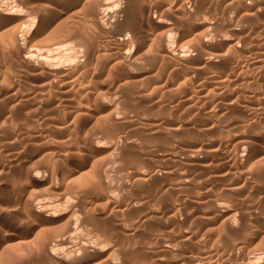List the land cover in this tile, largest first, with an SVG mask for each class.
I'll list each match as a JSON object with an SVG mask.
<instances>
[{"label":"bare ground","instance_id":"obj_1","mask_svg":"<svg viewBox=\"0 0 264 264\" xmlns=\"http://www.w3.org/2000/svg\"><path fill=\"white\" fill-rule=\"evenodd\" d=\"M4 1L0 98L13 103L0 108V188L10 172L22 186L0 192V252L33 243L41 264H264V134H253L264 0H22L27 15ZM32 145L44 150L26 161ZM82 227L96 239L70 246Z\"/></svg>","mask_w":264,"mask_h":264},{"label":"rangeland","instance_id":"obj_2","mask_svg":"<svg viewBox=\"0 0 264 264\" xmlns=\"http://www.w3.org/2000/svg\"><path fill=\"white\" fill-rule=\"evenodd\" d=\"M1 1H4V0H0V3H2ZM6 1H7V2H6ZM6 1H4L3 4H1V6H2L3 8H4V6H6L7 3H8L7 6H9V7H12V6L16 5V4H20V5H21L20 2H21L22 0H19V1H17V0H15V1H14V0H12V1H11V0H6ZM30 1H32V2H30V3H31L30 5H31L33 8L35 7L36 4H38V3L40 2V0H36V1H34V0H30ZM250 1H251V0H246V2H248V3H250ZM10 2H11V4H12V6H11ZM13 2H14V4H13ZM15 2H17V3H15ZM23 2H26V1L24 0ZM23 2H22V3H23ZM34 2H36V4H35ZM37 2H38V3H37ZM4 4H5V5H4ZM9 4H10V5H9ZM30 5H29V4L27 5V3H26L25 6H24V4H23V5H21V7L23 6L22 8L17 6V7H18V10L21 9V10L18 11V13H20L21 11H23L22 9L25 8L24 11L21 12V13H22L23 15H27V14H29L30 11L27 12V9H29V6H30ZM33 5H34V6H33ZM31 6H30V8H32ZM36 6H37V5H36ZM27 7H28V8H27ZM35 8H37V7H35ZM35 8H34V9H35ZM25 11H26V12H25ZM16 12H17V10H16ZM32 14H33V16H32L33 18H34V17H37V15H34V14H36L35 12L32 13ZM32 14H30V17H31ZM257 25H258V22H255V23L253 24V27H254V26L256 27ZM37 41H38V40H37ZM37 41H35V42L37 43ZM35 42H34V43H35ZM38 42H39V41H38ZM40 42H41V41H40ZM40 42L37 43V45L40 44V45L42 46V44H44V42H43V43L41 42L42 44H41ZM40 45H39V46H40ZM41 46H40L39 48L34 47V49H35V48H36V49H40ZM43 46H44V45H43ZM1 48H2V45H1V43H0V49H1ZM0 52H1L0 55H2V53H3L2 49L0 50ZM2 58H3V57L1 56V57H0V59H1V60H0V63H2ZM1 100H2V98H0V103H3V104L5 103V105H3V104L0 105L1 111H2L3 108H4V109L7 108V110H8L9 106H11V103H13L11 100H10L11 102H9V100H7V98L4 99V100L8 101V103H9L10 105H9L6 101L3 100V102H2ZM6 104H7V105H6ZM2 105H3V106H2ZM4 106H5V107H4ZM6 106H7V107H6ZM1 111H0V112H1ZM192 113H193V112H192ZM190 115H192V114L190 113ZM194 115H195L196 117H197V116H198V117H197V119H195L196 117L193 118L194 116H193V117L191 116L192 119L195 120V121H193V123H194V122H195V123H194V124L191 123V125H192L193 127L195 126L196 129H199V128H200V127H199V124L201 125V124L204 122V119L201 120V119H202L201 115H196V114H194ZM236 115H237V114H235V116H236ZM238 115H239V114H238ZM238 115L236 116L237 118H238ZM200 117H201V118H200ZM239 117H240V116H239ZM198 118H200V119H198ZM196 120L199 121V122H198L199 124L196 122ZM200 120H201L202 122H201ZM6 122H7V123H6ZM6 122H5V123L7 124L8 127L5 125V123L1 124V125L4 126V127H3V126L1 127V130H2V131H6L7 129H11V128L13 127V124L11 125V122H10V121H6ZM36 122H37V123L34 124L35 127L33 126V128H32L33 130H34V128H36L37 124H38L39 122H41V120H38V121H36ZM196 123H197L198 125H197ZM8 124H9V125H8ZM10 125H11V128H10ZM39 125H40V124H38V126H39ZM5 126H6V127H5ZM38 126H37V127H38ZM189 126H190V125H189ZM192 126H190L191 128H190L189 131H188V132H189V135H190L188 138L192 140V138L195 137L194 140H195V139H198V140H199V138H201V137L199 136V138H196V136L198 137V135H199L198 133H200V132H199L198 130H196V131H198V132L195 133V129H194L195 127L193 128ZM197 126H198V127H197ZM260 126H261V127H260ZM260 126H257V128H260V129H258L257 131L255 130V131L253 132V134L256 133V132H257V134H261V135L264 134V131H263V130H264V127L262 128V125H260ZM4 128H5V130H3ZM40 128L42 129L41 125L39 126V129L36 128L35 130H36V131L38 130L37 132H39V130H41ZM259 130H260V131H259ZM258 131H259V133H258ZM262 131H263V132H262ZM132 132H133V133H132ZM132 132H130V134L132 133V135H133L134 133H136L134 137H137V138L141 137V138H142L143 133H141L140 131H138L139 134L137 133V130L132 131ZM190 132H191V134H190ZM140 133H141L142 135H140ZM197 134H198V135H197ZM194 135H196V136H194ZM191 136H192V137H191ZM190 137H191V138H190ZM143 138H144V135H143ZM259 138H260V137H259ZM41 141H42V140H41ZM35 145H38V144H35ZM35 145H34V146H35ZM34 146L32 145V146H30V147H25V148H29V150L31 149V151H32V152H31V151H26V154H27L26 157H25L26 161H28V160H32L33 158L37 159L38 155H42L40 151H42V150H44V149H43V148H40V149H39V148H38L39 146H37V147L35 146V147H36L35 149H36L37 151H39L38 154H37V151L34 152L35 150H34V151L32 150V149H34V148H33ZM37 148H38L39 150H38ZM26 150H27V149H26ZM132 151L134 152V150H132ZM33 152H34L35 154H32ZM42 152H43V151H42ZM30 153H31L32 155H31ZM29 154H30L31 156H30ZM28 155H29V156H28ZM136 155H137V154H136ZM136 155H135V156H136ZM35 156H36V157H35ZM136 157H137V159H140V160H139V165H140V164H143V162H141V161H144V164H146V163L151 164V163H152V165H153V164L155 163V160H154V159H153L154 162H150V161H152V159H150V158H149V159H146V160L141 159L142 156H141L140 154H138V156H136ZM138 157H139V158H138ZM45 158H46V157H45ZM45 158H42L43 161H42V160H41V161L39 160V159H41V157L38 159V161H36L35 159H34V160L37 162V165L39 164V162H43V164H44L45 166H47V167H49L50 165L53 164L51 161H48L49 163H48V162H45V161L47 160V159H46V160L44 161ZM132 159H133V157H132ZM134 159H135V158H134ZM134 159H133V160H134ZM32 161H33V160H32ZM137 161H138V160H137ZM137 161H134V162H137ZM148 161H149V162H148ZM261 162H262V161H261ZM46 163H47V164L52 163V164H50V165H46ZM263 163H264V162H263ZM41 164H42V163H40L39 166H41ZM43 164H42V166H41L42 168L40 167L41 169H43V167H44ZM155 164H156V163H155ZM26 165H27V164H24L22 167H19V169H20V170H23V168H24ZM171 165H173V164H171ZM262 165H264V164H261V166H262ZM140 166H142V165H140ZM54 167H56V166H54ZM54 167H51V166H50V169H51V168H54ZM171 167H174V166H171ZM175 167L177 168V166H175ZM175 167H174V168H175ZM262 167H263V166H262ZM21 168H22V169H21ZM93 168H94V167H93ZM176 168H175V169H176ZM17 169H18V167L15 168L14 171L17 172ZM16 172H15V173H16ZM41 172H42V171H41ZM201 173H202V172H201ZM7 174H10V175H8V176H11V175H12L11 172H10V173H7ZM117 174H118V173H117ZM117 174H116V175H117ZM203 174H205V173H203ZM211 174H212V173H211ZM207 175H208V173L205 174V176H207ZM8 176H5V177H7L9 180L12 179V178H13V179L10 180L11 182L8 181L7 178H5V180L3 179V180H4V181H3V183H4L3 186H4V185H5V186L7 185V186H6V188L2 186V187L0 188V189H1L0 192L2 193L3 190H6V191H7V189L9 188V191H7V192H5V193H7V195H9V194H11V193L14 191L13 193L15 194V191H16L15 189H16V188H19V185H18V186L16 185V186H17V187H16L14 183H16L17 180L19 181V179L16 178V181H15V180H14L15 175H12L13 177H10V178H9ZM197 176H198V175H197ZM205 176H204V175H200V173H199V176H198V177H200V179H201V178L204 179ZM208 176H209V175H208ZM16 177H18V175H16ZM19 177H20V176H19ZM118 177H119V179H118ZM118 177H117V176L114 177V178H116V179H114V180H118V181L121 180L120 182L116 181V182H118V185H119V183H123V180H122V179H125V177H124L123 175L121 176V175H119V174H118ZM121 177H122V178H121ZM20 178H21V177H20ZM205 178H206V177H205ZM13 180H14L15 182H14ZM5 181H7V182L5 183ZM18 181H17L16 184L19 183ZM20 182H21V181H20ZM116 182H114V183L117 184ZM23 183H24V181H23ZM8 184H9V185L11 184V185L9 186ZM19 184H21V183H19ZM12 185L15 186V189H14V187H13ZM212 185H213V186H212ZM212 185H211V186H212V188H213L214 185H217V184L214 182ZM21 186H22V184L20 185V187H21ZM27 186H28V185H26L25 188H26ZM205 186L207 187V186H209V185L206 184V185L202 186V191L204 190L203 187L205 188ZM7 187H8V188H7ZM209 187H210V186H209ZM4 188H5V189H4ZM11 188H12V189H11ZM28 188L30 189V187H29V186L27 187V189H26L27 191L24 189L26 192H24V191L22 190V191L19 193V195H17V194H16V195H17V196H20V195L22 196V195H23L22 197H25L26 194H27V196H28L27 199L30 198L31 196L29 195L30 192L28 193V191H29ZM10 189H11L12 191H11ZM13 189H14V190H13ZM205 189H206V188H205ZM130 191H131V190H130ZM130 191L128 190V192H130ZM3 192H4V191H3ZM8 192H9V194H8ZM5 193H2V194H5ZM22 193H23V194H22ZM32 193H33V192H32ZM130 193H131V192H130ZM14 194H13V195H10L9 197H12V196H13V197H16ZM30 194H31V193H30ZM24 195H25V196H24ZM31 195H32V194H31ZM200 195H201V193H200ZM29 196H30V197H29ZM42 196H43V197H41V199L44 198V195H42ZM48 196L52 197V195H51L50 193H49V194H48V193L46 194V197H48ZM46 197H45L46 200H47L48 198H50V197H48V198H46ZM52 198H53V197H52ZM24 200H26V197L24 198ZM48 200H49V199H48ZM228 203H229V204H227V205H228L227 207H229V206L231 205V207H229L228 209H233V207H234V206H233L234 203H233V202H228ZM231 203H233V204H231ZM232 206H233V207H232ZM202 208H203V207H200V209H202ZM208 208H209V207L206 206V208H205V209H202L201 211H203V212H204V210L207 211ZM261 208L264 210V205H263V204H262V207H261ZM208 210H209V209H208ZM263 210H262V211H263ZM196 211H197V210H196ZM201 211L198 210L197 212H201ZM190 213H193V210H191ZM1 215H2V214H0V218H2ZM244 215H245L246 218H248V213H247V212H244ZM11 216H12V217H11ZM11 216H9V219H10V217H11V218L14 217V218H13V219H10V220L8 219V222L11 221V223H12V222L17 223L18 221H17V220L15 221V217L17 216L16 213H15V215L12 214ZM12 220H13V221H12ZM192 220H195V219L190 218V220H188V223H191V224H190V225L188 224V225H189V226H192V224H193L192 227H195L196 223H194V222H196V220H195L194 222H193ZM5 221H6V220H5ZM19 221H20V220H19ZM191 221H192V222H191ZM82 228H84V227H82ZM86 228H87L88 230H87ZM89 230H90V229H89L88 227H85L84 229L81 230L82 232H80L79 234L77 233L76 236H75L77 240H76L75 237H74L75 240L73 239V242H72V244H70V246L73 245L74 241H75V242L78 241V242H77L78 244L76 243V245H75V244L73 245V247H77V245H79V242H81V241L89 242V240H90V241L95 240V239H96V236H95L93 233H91V234H93V236L90 235L91 230H90V231H89ZM87 231H89V232H87ZM84 232H85V235H86V236L83 234ZM81 233H82V235H81ZM78 235H80V236H82V237L85 236V238L82 239V237H81V238L78 240V238L80 237V236L78 237ZM87 235H88V236H87ZM89 235H90V236H89ZM91 236H92V237H91ZM86 237H88V238L90 237V238L88 239V238H86ZM91 238H92V240H91ZM87 239H88V240H87ZM126 241H127V240H126ZM126 241H124L125 245L127 244ZM257 242H258V241H257ZM89 243H90V242H89ZM130 243H131V242H130ZM130 243H129V241H128V244H127V245H128V248L131 249V248H133V246H132V245H133V242H132V244H130ZM32 244H33V243H29L30 246H28V245H27V246H26V245H25V246H21V248H20V247H19V248H16V250H15V249H13V250H12V249H10V250H7V249H6V252L1 251V252H4V253H2V256L0 255V256H1V257H0V263L3 264L2 262H4V260H6L5 262H8L7 264H14V263H15V264H21V263H23V262H24L23 264H28V263H29V264H41V263H39V261H37L38 263L36 262V260L33 261V259H35L34 257H36V256H35V254H36V253H35V252H36L35 250H36V249H34V250L32 251V249H33V248L31 247ZM103 244H104V243H103ZM129 244H130L131 246H130ZM104 245H107V244L105 243ZM104 245H103V246H104ZM149 245H150V244H149ZM129 246H130V247H129ZM27 247H29V248L31 249V251H30V249H29V253H30V255H33V253H34V256H33V257L30 256V257H28V259H27V256H29V255H28V251L26 252ZM35 247H36V246H35V244H34V248H35ZM24 248H26V249H24ZM18 249H19V250H18ZM65 249H66V248H65ZM187 249H188V248H187ZM187 249H185V251H188ZM14 251H16V252H14ZM34 251H35V252H34ZM61 251H62V250H61ZM129 251H130V252H129ZM129 251H128V253H129V259H130V257H131V259H132V257H134V255H135V254H134L135 251L132 250V252H134V253H133V254H134L133 256H132V252H131V250H129ZM1 252H0V254H1ZM21 252H22V253H21ZM25 252H26V253H25ZM31 252H33V253H31ZM38 252H39V251H38ZM38 252H37V253H38ZM65 252H66V250H65ZM19 253H20L21 255H23V254L25 253V254H24V255H25L24 257H25L26 259H24V257H21V255H20ZM137 253H138V252H137ZM11 254H13V255H11ZM26 254H27V255H26ZM38 254H39V256H40V253H38ZM38 254H37V256H38ZM16 255H17L18 257L20 256L21 258H17ZM7 256H8V257H7ZM13 256H15L17 259H16L15 257H13ZM39 256H38V257H39ZM6 257H7V259H6ZM22 258H23V259H22ZM30 258H32L31 260H32L33 262H32L31 260H29ZM10 259H11V260H10ZM12 259H14V260H12ZM15 260H18L17 263L15 262ZM22 260H24V261H22ZM28 260H29V261H28ZM12 261H14V262L12 263ZM26 261H27L28 263H26ZM31 262H32V263H31ZM132 263H134V262H132ZM5 264H6V263H5Z\"/></svg>","mask_w":264,"mask_h":264}]
</instances>
